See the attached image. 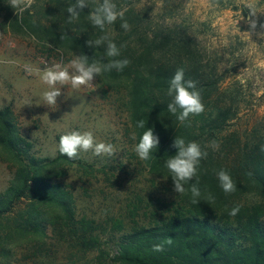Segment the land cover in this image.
<instances>
[{
	"label": "trees",
	"instance_id": "obj_1",
	"mask_svg": "<svg viewBox=\"0 0 264 264\" xmlns=\"http://www.w3.org/2000/svg\"><path fill=\"white\" fill-rule=\"evenodd\" d=\"M7 3L0 0V15L13 33L50 44L65 55L83 53L89 63L128 59L122 71L112 69L94 77L104 95L111 93L122 102L133 151L147 127L153 128L160 143L147 161L135 154L137 177L128 172L124 178L95 168L80 155L75 160L60 152L53 158L37 156L32 143L22 137L12 108L0 110V159L12 175L0 193V264H13L23 247L33 264H51L50 254L58 247L67 250L71 264H264V130L238 141L235 149L234 139L222 138L238 113L234 103L226 102L234 93L218 92L224 79L207 71L189 42L171 33L149 36L136 12L121 10L117 0L123 20L106 24L103 31L91 23L90 7L68 23L67 7L75 0H33L27 10L14 15ZM124 20L130 25L128 31L120 27ZM103 35L118 47L124 45L120 56L107 57L106 44L86 45ZM180 68L185 80L196 82L204 105V111L190 115L186 124L167 109L172 99L167 88ZM140 120L145 121L144 129L137 127ZM176 136L199 143L208 153L184 194L173 191L165 164L177 151L171 147ZM213 140L219 143L218 150L210 146ZM227 150L237 153L224 154ZM220 169L230 174L234 192L226 194L220 187ZM102 177L119 184L125 179L129 191L114 213L89 217L79 209L78 189L87 195L85 187ZM197 180L201 197L194 204L190 188ZM237 205L239 213L229 215ZM169 237L170 245L165 243ZM161 243L164 251L154 252L153 245ZM90 255L94 256L87 260Z\"/></svg>",
	"mask_w": 264,
	"mask_h": 264
},
{
	"label": "rangeland",
	"instance_id": "obj_2",
	"mask_svg": "<svg viewBox=\"0 0 264 264\" xmlns=\"http://www.w3.org/2000/svg\"><path fill=\"white\" fill-rule=\"evenodd\" d=\"M99 0H88L92 10ZM33 2V0H32ZM121 10L133 9L140 17L145 32L165 36L174 34L189 42L197 59L207 71L224 80L219 93H234L226 102L234 103L237 116L225 127L222 138L238 141L264 130V37L259 27L251 31L246 23L253 4L257 17L264 23V0H117ZM32 4V3H31ZM116 4V0H115ZM20 13L19 10L14 14ZM249 32V33H245ZM41 43L31 36L13 33L3 25L0 15V110L11 107L23 138L33 145L40 157L53 158L59 152V139L71 131H91L97 142L111 143L113 156H95L91 151L80 152L88 163L120 177H137V165L128 132V115L116 95H104L98 81L79 88L69 82L60 87L56 105H46L43 93L50 90L41 79L43 70L56 64L74 71L70 62L74 55ZM31 69V72L27 69ZM219 94V95H220ZM224 154L237 152L227 150ZM228 155V156H229ZM11 170L0 159V193L11 179ZM85 180V179H84ZM126 183L125 179L120 180ZM134 181V180H131ZM139 183V181H137ZM98 179L86 194L78 189L80 211L89 217H104L114 213L124 203L128 189L122 183ZM78 182L75 186H80ZM99 190L103 193L99 194ZM122 203V204H121ZM27 248L17 250L13 264H33ZM66 249L56 248L51 264H71ZM94 255L87 257L92 259ZM50 262V261H49ZM39 264V263H37Z\"/></svg>",
	"mask_w": 264,
	"mask_h": 264
},
{
	"label": "clouds",
	"instance_id": "obj_3",
	"mask_svg": "<svg viewBox=\"0 0 264 264\" xmlns=\"http://www.w3.org/2000/svg\"><path fill=\"white\" fill-rule=\"evenodd\" d=\"M31 3L32 0H8L7 4L14 9L15 13L16 10L23 13L31 6ZM86 7L89 8L87 0H75L74 4L69 5L67 7L68 23L71 24L77 21ZM245 7L249 10V15L246 19L249 29L255 31L259 27L264 30V23L259 21L255 6L247 4ZM88 16L93 26L103 31L106 24H114L118 18L123 20L124 13L117 10L113 0H103L94 10H90ZM120 27L125 31L130 30V25L126 20L121 23ZM258 35L264 37V31H261ZM61 39H64V34H62ZM85 43L89 48H97L106 44V55L110 58L120 56V48L124 47V45L118 47L107 35L100 36L94 41L89 39ZM129 63L128 59H113L103 65L97 62L89 63V57L81 53L80 55H75V58L70 62V66L74 70L71 74L68 68L62 67L60 64L45 68L41 79L49 86L50 90L43 93V101L46 105H56L57 98L61 95L60 87H57L58 84L62 86L70 82L73 88H79L82 85L89 84L94 76H99L102 72L111 71L112 69L122 71ZM27 71L31 72V69L29 68ZM167 95L172 98L167 105L168 111L175 115L182 124L190 123L188 120L190 115H199L204 111L201 93L197 88L196 82L191 79L185 80L184 69L182 68L177 69L170 80ZM137 127L144 129L145 121H138ZM132 139L135 140L136 136L133 135ZM159 143V137L154 134L153 128L147 127L142 133L139 142L135 145L134 151L140 160L147 161L152 158L153 150H157ZM210 146L214 150H218L219 143L213 140L210 142ZM171 147L177 151L175 155L170 156L165 161V164L171 173L173 191L178 194H184L186 191L185 185L197 176L200 161L206 158L208 153L202 150L199 143L194 141L186 143L183 138L177 136L173 140ZM261 150L264 151V146H262ZM81 151H91L95 156H113L116 152L113 144L97 142L91 131H71L60 137L59 152L62 155L70 160H75L79 157ZM217 177L224 193L229 194L236 190V184L226 170L220 169L217 172ZM198 183V180L192 183L190 188L192 203L194 204L199 203L201 197ZM209 199H212V197L210 196ZM239 211V205L234 206L231 208L229 215L236 216ZM165 243L170 245L172 238H167ZM152 250L154 252L164 251V243L153 245Z\"/></svg>",
	"mask_w": 264,
	"mask_h": 264
}]
</instances>
